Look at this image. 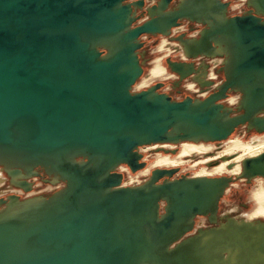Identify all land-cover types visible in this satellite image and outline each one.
<instances>
[{"label": "water", "instance_id": "obj_1", "mask_svg": "<svg viewBox=\"0 0 264 264\" xmlns=\"http://www.w3.org/2000/svg\"><path fill=\"white\" fill-rule=\"evenodd\" d=\"M124 2L0 0V160L14 156L66 182L32 210L0 220V264L155 263L145 253L192 230L193 222H181L201 213L191 194L203 189L193 179L175 180L190 181V194L172 187L158 215L162 191L171 182L155 185L153 172L143 185L118 187L122 175L115 169L142 166L136 152L142 146L186 142L207 130L215 135L208 141L217 142L238 125L264 123L258 116L264 114V11L230 18L234 44L243 54L235 53L239 74L224 75L202 100L174 101L156 92L161 83L130 92L142 74L139 37L158 31L151 28L154 18L130 28L137 18L131 7L143 3ZM166 18L178 25L175 12ZM234 86L243 87L246 102L237 108L243 114L229 117L232 110L219 101ZM174 224L182 225L180 233Z\"/></svg>", "mask_w": 264, "mask_h": 264}, {"label": "bare ground", "instance_id": "obj_2", "mask_svg": "<svg viewBox=\"0 0 264 264\" xmlns=\"http://www.w3.org/2000/svg\"><path fill=\"white\" fill-rule=\"evenodd\" d=\"M150 2L154 4L152 7L155 8L149 6L146 7L147 17L143 22L139 21L138 23L141 24L148 21L150 18H154V25H151L153 26L151 28L152 31L156 29L158 32H148L141 36L150 38L160 36L162 40L158 47V51L166 52V56H169L172 52H181L180 59H182V63H185V65L181 67L174 65L171 59H168L166 67L162 58H159L152 62L150 71L142 77L144 75L145 62L142 63L138 56V63L142 70V74L136 79L130 88L131 93L140 92L150 88L155 81H165L169 78L171 79V77L176 79V76L177 80L181 79L178 74L182 75V73H184V75L188 76L182 80H178V86L183 80L194 74V81L191 80L187 83L186 88L189 93L198 95L199 98H203L207 96L209 91L216 90L221 85V83L216 84L213 88H210L213 84L210 81V77L212 78L214 75L213 73L208 74V65L202 61L204 58L211 60L213 66H222L218 73L223 77L226 75L233 78L232 76L239 74V66L236 65L239 57L235 56V53H237L236 55L243 54L241 50L238 51L240 46L236 47L234 44L237 34L235 30L232 29V24L235 19H230L233 16H230V10L228 6L225 7L223 5L225 3L222 0H149V3ZM243 2H245L247 7L252 11H255L258 15L263 14V0H243ZM141 3H143L142 7L136 5L131 7L133 17L138 16L137 10H143L145 0H141ZM235 7L236 6H234L233 9ZM171 12H175L179 17L177 20L178 25L175 27L170 26L166 18V15ZM189 22L192 25L191 29L195 30V34L190 37L181 36L175 40V33L184 29L185 26L181 27L182 24L188 25ZM133 26L134 25L132 24L130 28H133ZM196 28L199 30L196 31ZM206 30L207 33H205ZM170 39L174 40L173 42H175V44ZM105 47L102 46L101 49L105 50ZM191 54H194V56ZM143 57L145 56L143 55ZM197 57H201L198 58V60L201 61L198 66L194 68V65L192 64L191 68H187V63L185 61ZM235 70L238 71L235 72ZM169 71L176 76H172ZM242 80L243 79H238L237 82L239 83ZM196 86H199V88H197L198 90L195 89ZM201 88L206 89L202 90ZM232 90L234 92L232 94L233 96L225 103L230 107H236L241 110L246 102V97L243 96V87L234 86ZM157 91L160 92L159 90ZM229 117L232 116L230 115ZM178 127L182 126H177V128ZM240 127L245 130L246 134L248 132L249 135V131L254 127L257 128V130H264V123H258L257 125L244 123L242 126H237V128ZM176 131L177 129L175 128L174 132ZM204 133L200 132L198 133L200 136L195 135L191 140L183 143H164L165 145L152 144L155 146L150 145L151 148L149 149H140L141 152L137 149V152L140 155H145L148 152L153 153L164 151L169 153L179 151L175 157H169V155L163 154L156 155L154 157L155 162L151 164V166L149 165L147 169H143L146 167L145 163L142 168L135 163H131L130 165L133 167L134 171L129 167L122 165L117 167L119 168V172H123L127 176L124 179V174L122 175V181L118 187H137L142 184V181H139L141 178L144 177L145 181H147L150 177V171L152 168H160L153 171L154 173H157L154 178L157 179L160 174H164L168 177V181H171V186L164 188L162 191V200L158 203L159 209H161L162 206V208L166 206V200L170 197L168 193H170L169 190L172 187L174 190L177 189L180 191L184 196L190 194L189 189L192 187L190 181H186L185 183L172 181L174 180L172 177L175 175L173 174L174 169L170 170L161 168L180 167L181 165H184L186 162L184 160L186 158L192 160L198 157L204 158L200 163L205 164L206 166L212 164L216 165L212 168H202L198 173L194 174L193 177L187 178L189 180L193 179L195 182L194 184H198L201 190L203 189L202 193L200 192V195L197 193L191 194V196L194 195V200H196L195 203L200 205L202 209L200 210V214L181 223H188L191 226L193 222L192 230H195V220L200 216L198 217L201 221L200 224H202L201 226L204 225V227L200 228L199 231L197 230L199 227H197L195 235L186 232L178 241L162 248L161 246L153 245V249L157 250H150L148 254L145 253V256H149V258L155 262L153 264H264V223L261 216L258 214L252 217L242 215L231 218L230 214H226L224 219H218L220 203L223 200L224 195H226L231 187H236L240 181L241 183H251L253 180L259 178L257 179L259 180V182L257 181L259 184L255 186L256 193L253 195L257 201H260L261 204L264 205V134L262 133V135H258V132L252 133L254 135L247 142L241 141L244 140L243 137H236L239 139H236V141L233 142L231 139L228 140L233 136L232 134L221 141L212 142L208 141V137H214V133L208 130L207 134ZM218 134L220 135V132ZM176 144H179V146ZM216 146L218 147L217 149ZM70 156V159L78 160L80 163L86 160L85 157L77 156L76 154H71ZM7 159L8 161L0 160V195L5 194L8 191H13L16 195L21 194L23 190L27 191L31 187L29 184L31 182L30 179L33 177L31 175H34L33 173L42 175V173L45 172L50 176V180L53 183L59 185V188L63 189L66 187V182L60 180L59 174L52 171L53 174L50 175L51 171H46L44 166L32 169V164L22 162L14 156L7 155ZM141 169L143 170L136 173ZM130 173H133L135 176H132ZM223 174H226L227 177L209 178ZM8 182L10 187L5 188ZM158 182H160V180L155 181L154 184L156 185ZM14 188H17V191L14 190ZM108 190H111V188ZM45 199L47 198L35 196L34 198L27 196V198L23 200L15 196L9 197L5 204L0 206V220L14 219L16 216H21V214L32 210V208L35 207V204L40 202L43 203ZM1 203L2 202L0 201V205ZM259 206V208L262 209V206ZM159 209L158 211L160 212ZM256 213H258V211ZM208 221H218L219 223L214 227L213 224H208ZM173 227L174 232L180 233L182 228L181 224H174ZM183 240H185V242L181 245L180 242ZM175 247H177L178 251L176 250L173 253L172 251Z\"/></svg>", "mask_w": 264, "mask_h": 264}, {"label": "rangeland", "instance_id": "obj_3", "mask_svg": "<svg viewBox=\"0 0 264 264\" xmlns=\"http://www.w3.org/2000/svg\"><path fill=\"white\" fill-rule=\"evenodd\" d=\"M136 1H138V0H125L124 3H126V4L130 3L131 4V3L136 2ZM222 1L224 3H228V8L230 10V16H233V17L242 16V15L246 14L250 10V8L247 7V4H245V2H243V0H241V1L240 0H222ZM152 5H154V4H152L151 2L149 3V0H145V4H144L143 10H141V11L137 10V12H138L137 15L138 16H136L137 18H136L135 22L133 23V25H134L133 27L140 26V25L143 24V23L139 24L138 22L139 21L143 22V20L146 19V17H147L146 7H148V6L152 7ZM234 6H236V7L233 9ZM181 27H184V29H182L178 33H175V35H174V37H175L174 39L175 40H177V38L179 36L190 37V36H193L195 34V30L191 29L192 25H191L190 22H189L188 25L182 24ZM199 29H200V27H199ZM199 29L196 28V31L199 30ZM197 37H198V35H197ZM161 40H162V38H160V36H155V37H151V38L150 37H145V36H140L139 37V43H142V46L137 50V56H139V58H140L142 63L145 62V66H144L145 70H144V75L142 77H144L150 71L152 62L154 60H156V59L162 58V61L164 62V65H166V62H167L168 59L169 60L171 59L172 63L183 62L182 59H180L181 52L180 53L179 52H172L169 56H166L167 55L166 52L158 51V47L161 44ZM170 40H172V39H170ZM173 41L174 40H172V42ZM173 43L175 44V42H173ZM143 55L145 57H143ZM198 58H201V57H197L195 59H188L185 62L186 63H192L194 65V68H196L198 66V64L201 62L200 60H198ZM202 61H204L206 63V65H208V70H207L208 74L213 73V75H214V77H212V78L210 77V81L213 83L210 86V88H213V86H215L216 84H220V83L223 82V80H225V78L221 74L218 73L220 67H222V66H219V65L218 66H213L212 61L211 60H207L205 58ZM166 67H167V65H166ZM170 73H171L172 76L175 75L172 72H170ZM193 75H191V76L187 77L185 80H183L182 83L179 86H178V80L179 79L177 80V76L176 75H175L176 79H173L174 77H171V79L169 78V79H167L165 81H155V82L152 83L151 86H154V85H156L158 83H161L162 86L158 88V90L160 92H158V91L157 92L168 95L174 101H181L187 96L190 97V98H193V99H201L202 100V99L206 98L207 96H209L212 92L216 91V90L209 91L207 93V96H205L203 98H199L198 95L189 93L187 88H186V86H187V83H189L191 80L194 81ZM197 88H199V86L195 87V89H197ZM205 89L206 88H204L202 90H205ZM233 93H234L233 90L229 89L226 92V98H224L221 101H219V103L222 104L225 108H230L232 110V113L230 115L232 117H235V116L243 114V111H239L236 107H230V106H228L225 103V102H227V100L229 98H231L233 96L232 95ZM258 116L259 117L260 116L264 117L263 115H260V114ZM242 125H244V124H241V125H238V126H242ZM249 132H250V134L248 135V132L246 134L245 130H243L242 127H240V128L236 127L231 132V134L233 136H231L228 140L231 139L232 142H233V141H236V139L237 140L239 139V138H236V137H240V138L243 137L244 140H241V141L242 142H244V141L247 142L254 135L252 133H256L257 131L254 130V129H251ZM262 133L264 134V132H261V134L260 133H257V134L258 135H262ZM161 145H165V144H161ZM166 145H169V144H166ZM152 146H155V145H152ZM177 146H179V144ZM143 148L149 149V148H151V146L150 145H146V146L139 147L138 149L142 150ZM217 148L218 147L216 146V149ZM141 150H140V152H141ZM178 153H179V151L178 152H169V153H166L164 151L153 152V153L152 152H148L145 155H140L138 153L139 156H140V159L138 160V164H141L142 165L141 168H142V167H144V163H145L146 167L143 168V169H147L149 167V165L151 166V164H153L155 162V158L154 157L156 155L163 154V155H169V157H175V155H177ZM188 159H190V158H186L184 160L186 162L184 163V165H181L180 167L161 168V169H170V170L174 169V173L173 174H175V175L172 177V179H174L172 181H175V180H180L182 178H186V179L187 178H191V177H193L194 174L198 173L202 168H206V167H211L212 168V167L216 166V165H213V164L210 165V166H206L205 164L200 163L202 160H204V158L198 157V158H194L192 160L191 159L188 160ZM122 166L128 167L125 164H123ZM194 166H195V168H194ZM143 169L137 171L136 173L142 171ZM156 169H160V168H152L151 171H150V177L147 179V181H145L144 177H143L144 179L141 178L139 180L140 182L142 181L141 185H143L144 183L149 181V179L152 177L153 171L156 170ZM115 172L118 173V174H121V175L124 174V179L127 177L125 173L119 172V168H116ZM130 174L132 176H135L133 173H130ZM224 176L227 177L226 174H223V175L213 176V177H209V178H217V177H224ZM157 179L160 180V182H158L156 185H162L166 181L167 182H171V181H168V177L165 176V175H163V176H161V177H159ZM257 179H259V178H257ZM257 179L253 180L251 183H244V182L241 183V181H240L239 182L240 185L238 184L236 187H231L228 190V192L226 193V195H224V198H223V200L220 203V212L221 213L219 212V216H218L219 220L224 219V216L226 214H230L231 218L232 217H239V216H242V215H246L248 217H252V216L258 214L259 216H261L264 219V205H262L260 201H257L255 196L253 195V194L256 193L255 186L257 184H259L258 183L259 180H257ZM30 181L31 182H30L29 185H31V187L27 191L23 190L21 192V194H17V195H16V193H13V191L12 192L8 191L7 193L0 195V200L6 201L9 197H13V196L19 197V198H21V200L27 198V196L30 197V198H34V196L35 197H38V196L39 197H44V196L47 197V196H50V195H52V194H54V193H56V192H58V191H60L62 189V188H59L58 184L53 183L50 180V176H48L45 172L42 173V175H39L37 177L33 176L30 179ZM232 184H234V183H232ZM130 186H134V185H130ZM8 187H10L9 182H8L7 186H5V188H8ZM14 190L17 191V188H14ZM3 205L4 204L1 203L0 206H3ZM259 205L262 206V209L259 208L260 207ZM162 207H161V209H159L160 212L158 211V215H162L163 214L164 210H163ZM257 211H258V213H256ZM198 217H200V216H198ZM198 217L195 220V230H190L188 232V233H191L192 235H195L197 227H199L197 229L198 231L200 230V228L204 227V225L201 226L202 224H200L201 221L199 220ZM263 219H262V221L264 223ZM218 223H219L218 221L217 222H214V221L213 222H209L208 221V224H213L214 227H216V225Z\"/></svg>", "mask_w": 264, "mask_h": 264}]
</instances>
